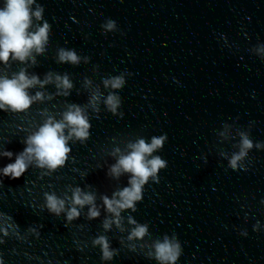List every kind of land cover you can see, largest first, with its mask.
Returning a JSON list of instances; mask_svg holds the SVG:
<instances>
[{"label": "clouds", "instance_id": "9594fccd", "mask_svg": "<svg viewBox=\"0 0 264 264\" xmlns=\"http://www.w3.org/2000/svg\"><path fill=\"white\" fill-rule=\"evenodd\" d=\"M34 0H4L3 7H0V61L7 63L10 54L13 59L21 62L26 61L33 50L40 53L44 50L43 45L48 39L49 25L44 23L38 27L35 32H30L32 25V17L37 20L41 19L42 9L37 6L35 12L31 11L30 6ZM114 24L109 22L108 29H112ZM59 60L61 62H71L73 64L79 62V58L74 51H59ZM51 82V77L41 82L37 76L29 78L24 70L14 74L12 78L0 76V110L11 113H25L31 105L38 100L43 99V94L37 92L35 96L28 94V89L40 84ZM120 77L111 81H105V86L109 84L113 89H118L123 84ZM57 88L69 89L72 87L67 76L56 77ZM109 110L115 113L119 104V98L115 95H109L106 100ZM90 124L79 106L71 105L69 110L63 113L62 120L56 121L53 117H48L45 122L38 128V131L30 134L24 143L26 147L22 152L16 154L15 161L0 168V174L3 177L15 180L23 176L28 166L35 162L37 168L48 169L54 172L58 168L63 167L68 159L71 148L68 141L75 138L81 142L89 137ZM65 129L68 130L65 135ZM166 137H153L151 143H146L144 139H139L136 143L129 144L131 151L124 155L120 154L117 162L111 166L110 174L119 177L122 173H130L129 187L114 193L113 198L103 197V203L106 210L112 213L117 219L114 221L119 226V216L121 210L133 209L135 211V202L140 201L143 196V188L149 182H158V173L166 167V161L160 156H152V153L163 147ZM252 147V143L247 137L243 138L242 147L239 154L234 155L230 161L231 167L235 168L237 162L246 155V150ZM120 153V149L116 148L113 155ZM0 155L11 159L13 153L5 150ZM149 157H151L149 159ZM3 181L0 180V184ZM46 207L52 213L59 215L65 210V200L58 198L54 193H44ZM118 197V198H117ZM95 197L90 193H84L80 188H76L72 192V206L67 210V219L69 221L78 218L80 213L78 207L92 205L89 209L88 216L90 219L99 216V211L94 204ZM130 224L136 226L132 229L128 239H142L146 232L147 226L136 224V221L129 217ZM110 222L105 221L104 228L108 229ZM7 235V231L4 233ZM100 245L103 253V259L108 260L113 256V252L109 250V244L104 236H100L93 242ZM179 245L170 242L165 238L163 243L155 244V257L161 261L174 262L177 260Z\"/></svg>", "mask_w": 264, "mask_h": 264}]
</instances>
